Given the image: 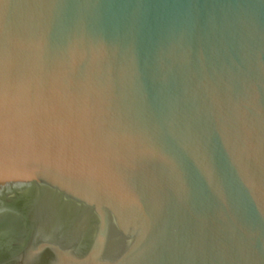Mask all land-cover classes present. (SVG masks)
<instances>
[{
    "label": "water",
    "instance_id": "1",
    "mask_svg": "<svg viewBox=\"0 0 264 264\" xmlns=\"http://www.w3.org/2000/svg\"><path fill=\"white\" fill-rule=\"evenodd\" d=\"M0 264H264V0H0Z\"/></svg>",
    "mask_w": 264,
    "mask_h": 264
}]
</instances>
